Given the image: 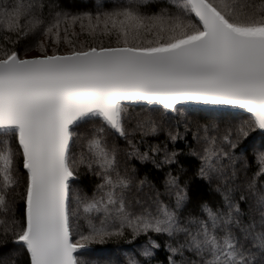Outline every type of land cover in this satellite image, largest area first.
<instances>
[{"label":"snow or ice","instance_id":"1","mask_svg":"<svg viewBox=\"0 0 264 264\" xmlns=\"http://www.w3.org/2000/svg\"><path fill=\"white\" fill-rule=\"evenodd\" d=\"M105 4L73 12L63 0H0V247L17 246L27 264H82L78 250L143 235L124 264H146L164 235L167 264H264V146L251 160L237 154L264 133V0ZM21 41L41 54L22 55ZM125 101L161 115L185 104L243 110L223 125L196 122L191 142L167 136L186 141L200 179L216 181L217 206L188 212V185L171 171L162 191L134 174L132 158L160 169L179 152L145 144L160 126ZM82 167L99 181L91 194L73 187Z\"/></svg>","mask_w":264,"mask_h":264},{"label":"trees","instance_id":"2","mask_svg":"<svg viewBox=\"0 0 264 264\" xmlns=\"http://www.w3.org/2000/svg\"><path fill=\"white\" fill-rule=\"evenodd\" d=\"M113 2H115V0H106L105 6H111ZM96 3L97 0H63V6L73 12L95 11ZM76 31H79L78 26ZM76 38H80L83 41H88L90 39L85 35L73 37V40H75ZM27 44L28 41H21V43L17 45V48L22 55L40 53L35 48H32V50L25 52V47ZM123 106L129 113L133 115L139 114L141 118H143V115L146 114L147 117H151L152 119L159 122L156 117H161L162 119H160L161 121L159 125L161 126V131L157 132L156 134L150 133L149 135L145 136L143 138L145 144H161V146L163 147L164 143H167L169 151L176 150L179 152L175 163L171 165H163L160 169L155 168L151 161L141 162L132 158L129 160L128 166L130 169L135 170L134 174L139 178L147 176L149 180L155 183L162 191L164 177L166 173L171 171L174 175L180 176L182 184L186 183L188 185L189 197L191 200V203H189L187 206L188 212L198 210L197 205L204 202H207L213 207L217 206L221 202L222 197L220 193L214 191L213 187L215 186L216 181H213V184L209 185L206 181L200 179L197 176L196 172L197 168L199 167L198 159L187 154L188 147L186 146V141L184 139H178L175 142L167 140L168 134L166 132H169L168 129V131L166 130L167 124L171 125V127L174 125H179V128L177 129H182L184 127L182 130H175L172 133H178L181 137L185 136L186 134L187 141L191 142V133L195 130L193 125L196 122H215L223 125L228 121L230 117L236 116L242 111L222 109L221 111L208 112L197 110L195 106L181 105L178 106L177 112L161 115V110L158 106H148L145 104H123ZM163 123H166V126ZM180 125L182 126L180 127ZM162 126L164 128L163 131ZM74 131H76V129H74ZM134 139L139 140L140 134L137 133ZM118 143L121 147L124 146L123 140H119ZM262 146H264V133L256 131L251 135L250 139H248L246 142H243L239 146V148L237 149V154H240L241 152L246 153L249 160H251L252 153L256 150L261 149ZM143 150L144 147L141 146V151ZM120 159L122 162L121 167L123 168L122 154L120 156ZM237 167L239 168L240 166L237 165ZM254 167L255 166L253 165V168ZM253 168L248 169L249 175L253 171ZM98 182L99 181L96 177H94L91 173H88L82 167L79 171L77 182L73 185V187L81 188L83 191L91 194L93 187ZM261 182L264 183V179H262ZM165 199L167 198L165 197ZM249 203L250 201L241 203V211L243 213H246V215L244 216L245 221H247L249 218ZM153 238L158 239L162 246L158 250H155L153 258H145L146 264H167L166 257L168 255V252L167 249L163 247L164 243L168 240L167 236L154 235ZM128 239L129 236L128 234H126L125 237L113 238L105 241L103 244H91L86 249L78 252L77 257L81 260L82 264H91L89 262V259L96 260L95 264H109V262H112V264H124L128 252L138 250L140 245H142L146 240V237L141 235L137 237V239L131 244L127 242ZM6 252L12 253V256L10 257L8 262L14 261V264H27V258L25 254L17 246L8 244L6 247H0V256ZM185 255H190V253H185ZM178 258L179 257H177V259Z\"/></svg>","mask_w":264,"mask_h":264},{"label":"rangeland","instance_id":"3","mask_svg":"<svg viewBox=\"0 0 264 264\" xmlns=\"http://www.w3.org/2000/svg\"><path fill=\"white\" fill-rule=\"evenodd\" d=\"M76 41H83V40H81L80 38H76L75 39ZM41 53H31V54H27V55H29V56H33V55H40ZM24 55V54H23ZM144 117L146 116V114L145 115H143ZM152 116H154V115H152ZM147 117V116H146ZM155 118V117H154ZM156 119H158L159 120V122H157L159 125H160V119H162L161 117H156ZM164 125L166 124V123H163ZM87 125L85 124V125H81V128H83V127H86ZM166 126V125H165ZM182 125H180V127H181ZM161 127V126H160ZM162 128H163V126H162ZM177 128H179V125H174V126H172L171 127V125H168L167 124V128H166V130L168 129L169 130V132H173V131H175V130H182V129H177ZM77 130V129H76ZM164 130V128L162 129V131ZM167 130V131H168ZM161 131V130H160ZM184 131H185V129H184ZM183 131V132H184ZM169 132H166L167 134L169 133ZM214 188V187H213ZM12 256V253L11 252H6V253H3L1 256H0V259H3V260H5L6 262H8L9 261V259H10V257ZM95 261L96 260H94V259H92V260H90L89 259V262L91 263V264H95Z\"/></svg>","mask_w":264,"mask_h":264},{"label":"water","instance_id":"4","mask_svg":"<svg viewBox=\"0 0 264 264\" xmlns=\"http://www.w3.org/2000/svg\"><path fill=\"white\" fill-rule=\"evenodd\" d=\"M123 104H145V105H148L146 102H143V101H125V102H123ZM148 106H154V105H148ZM188 106H192V105H188ZM220 107H221V109H226V110L243 111L241 109H233V108H230L229 106H220ZM82 250H84V249H82ZM82 250H78V252H80Z\"/></svg>","mask_w":264,"mask_h":264}]
</instances>
